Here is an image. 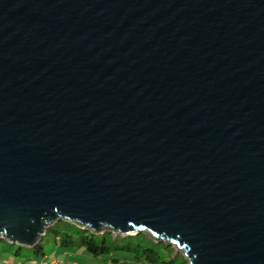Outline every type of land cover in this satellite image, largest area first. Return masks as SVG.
<instances>
[{
    "label": "water",
    "instance_id": "1",
    "mask_svg": "<svg viewBox=\"0 0 264 264\" xmlns=\"http://www.w3.org/2000/svg\"><path fill=\"white\" fill-rule=\"evenodd\" d=\"M62 220L264 264V0H0V240Z\"/></svg>",
    "mask_w": 264,
    "mask_h": 264
},
{
    "label": "rangeland",
    "instance_id": "2",
    "mask_svg": "<svg viewBox=\"0 0 264 264\" xmlns=\"http://www.w3.org/2000/svg\"><path fill=\"white\" fill-rule=\"evenodd\" d=\"M56 223V222H55ZM53 225V224H52ZM57 226L60 228L61 224ZM56 226V227H57ZM57 227V228H58ZM48 229V228H47ZM46 229V230H47ZM53 231L48 230L47 236L42 240L43 252L47 257L58 258L66 262H75L77 264H147L144 262V258L140 255V249L136 251L127 252H115L110 257L105 258H93L84 249H72L66 251L57 247L53 243ZM103 233V232H101ZM100 234V233H99ZM140 234V235H139ZM150 239L147 240L144 235ZM114 237L119 236L112 234ZM138 236L135 241H140L143 245H149L161 254L163 260H169L172 256L184 257V253L181 249L174 245L167 244L165 247L164 243H160L148 232H142L138 234H129L127 236ZM122 236V237H127ZM153 240V241H152ZM156 240V241H155ZM152 242H158L157 244H151ZM187 262V260H185ZM41 255L35 253V250L25 246H19L12 244L5 239L0 240V264H41ZM187 264H189L187 262Z\"/></svg>",
    "mask_w": 264,
    "mask_h": 264
},
{
    "label": "trees",
    "instance_id": "3",
    "mask_svg": "<svg viewBox=\"0 0 264 264\" xmlns=\"http://www.w3.org/2000/svg\"><path fill=\"white\" fill-rule=\"evenodd\" d=\"M58 223L61 224L60 228L57 226ZM48 230L53 231L52 232L53 243L57 247L64 249L66 251L72 249H76V250L84 249L93 258L110 257L112 253L122 252V251L138 252L140 249L141 252L140 255L142 258L145 259L144 262L147 264H187V262L184 260L182 256L181 257L172 256V258H170L169 260H163L161 254H159L155 249L150 247V244L143 245L140 241L137 242L135 241V239L140 234L138 236L136 235V236H127V237H122L120 235L114 237L112 233H109L107 231L100 234H95L89 230L79 228L77 225L63 220L51 225L46 230V233L42 237L41 242L33 246L35 253L41 255V260L44 257H47L43 252V247L41 243L44 237L47 236ZM146 239L150 240L147 237ZM157 243L158 242L155 243L152 242L151 244H157ZM165 247H167L166 244Z\"/></svg>",
    "mask_w": 264,
    "mask_h": 264
},
{
    "label": "built area",
    "instance_id": "4",
    "mask_svg": "<svg viewBox=\"0 0 264 264\" xmlns=\"http://www.w3.org/2000/svg\"><path fill=\"white\" fill-rule=\"evenodd\" d=\"M40 263L41 264H77L75 262H66L58 258H48V257H44Z\"/></svg>",
    "mask_w": 264,
    "mask_h": 264
}]
</instances>
